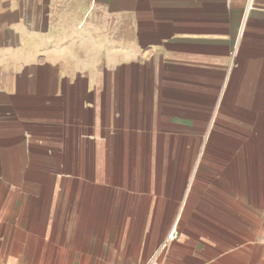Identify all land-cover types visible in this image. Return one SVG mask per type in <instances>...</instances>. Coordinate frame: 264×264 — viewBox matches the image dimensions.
Listing matches in <instances>:
<instances>
[{
	"label": "crops",
	"instance_id": "1",
	"mask_svg": "<svg viewBox=\"0 0 264 264\" xmlns=\"http://www.w3.org/2000/svg\"><path fill=\"white\" fill-rule=\"evenodd\" d=\"M246 5L0 0V264H264Z\"/></svg>",
	"mask_w": 264,
	"mask_h": 264
},
{
	"label": "built area",
	"instance_id": "2",
	"mask_svg": "<svg viewBox=\"0 0 264 264\" xmlns=\"http://www.w3.org/2000/svg\"><path fill=\"white\" fill-rule=\"evenodd\" d=\"M253 1L254 0H247V5L245 7V14L250 10V8L252 7L253 5ZM177 237V229H176V225L173 224L166 237H165V240L163 241V244H162V247H165L169 242L173 241L175 238ZM156 261H157V256H156V253L153 254L152 256L148 257L143 264H156Z\"/></svg>",
	"mask_w": 264,
	"mask_h": 264
}]
</instances>
